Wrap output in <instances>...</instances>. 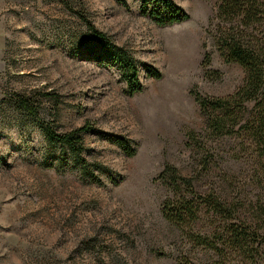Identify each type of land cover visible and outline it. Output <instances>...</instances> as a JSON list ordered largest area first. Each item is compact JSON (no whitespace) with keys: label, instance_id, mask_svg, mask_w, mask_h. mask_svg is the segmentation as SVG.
I'll return each instance as SVG.
<instances>
[{"label":"rangeland","instance_id":"obj_1","mask_svg":"<svg viewBox=\"0 0 264 264\" xmlns=\"http://www.w3.org/2000/svg\"><path fill=\"white\" fill-rule=\"evenodd\" d=\"M173 1L189 18L160 26L140 12L139 0H0V264L215 260L162 216L171 196L158 179L165 163L198 191L214 190L243 214L257 211L264 226V154L246 137L204 138L192 92L225 96L244 78L243 68L225 63L215 48L216 0ZM86 23L161 78L142 72L143 89L128 94L118 69L97 62L101 50L87 55L93 35ZM206 69L219 78H207ZM40 122L59 134L89 124L128 139L136 152L126 155L84 133L83 157L109 171L94 169L98 181H90L67 151L60 166L63 152L47 142ZM48 154L52 167L44 165Z\"/></svg>","mask_w":264,"mask_h":264},{"label":"trees","instance_id":"obj_2","mask_svg":"<svg viewBox=\"0 0 264 264\" xmlns=\"http://www.w3.org/2000/svg\"><path fill=\"white\" fill-rule=\"evenodd\" d=\"M140 12L151 18L157 25L167 26L183 22L189 14L173 0H139ZM87 28L93 35V44L86 45L85 51L101 50L98 63L114 66L127 86L128 94L140 92L143 85L140 74L159 79L161 72L154 66L139 62L122 47L90 23ZM210 25L214 45L225 63H237L244 71L242 83L225 96H205L197 90L193 95L204 116L203 131L206 139L222 136L248 138L253 148L264 154V0H216ZM210 64V55L205 52L202 65ZM205 76L217 79L220 72L206 69ZM22 106L34 114L26 101ZM47 142L59 146L63 153L58 157L65 165V152L83 176L90 181H98L93 170L109 171L97 162H88L82 153L86 149L83 134L95 133L117 145L126 155L136 152L135 146L126 138L85 124L68 133L59 134L48 124L40 122ZM53 154L46 155L44 165L54 166ZM92 170H89V166ZM170 190L162 202V216L170 223L187 229L186 236L193 246L201 247L216 255L211 262H194L181 257L176 264H258L264 262V226L258 222L257 211L241 213L234 203L228 202L212 189L200 192L191 177L182 175L169 163L163 165L158 174ZM264 214V213H263ZM205 216L206 228L201 231L199 224ZM264 219V216H263ZM260 220V219H259ZM259 223V224H258Z\"/></svg>","mask_w":264,"mask_h":264}]
</instances>
